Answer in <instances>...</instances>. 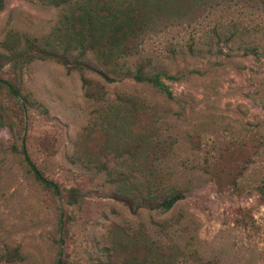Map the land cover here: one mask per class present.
<instances>
[{"label":"rangeland","instance_id":"374dc122","mask_svg":"<svg viewBox=\"0 0 264 264\" xmlns=\"http://www.w3.org/2000/svg\"><path fill=\"white\" fill-rule=\"evenodd\" d=\"M134 11L132 35H118L125 70L85 53L106 82L28 60L74 42L58 44L46 0H2L0 78L17 95L0 85V264L59 253L66 264H264V0H138ZM22 148L62 197L34 180ZM171 191L182 197L167 211L139 208Z\"/></svg>","mask_w":264,"mask_h":264},{"label":"trees","instance_id":"16d2710c","mask_svg":"<svg viewBox=\"0 0 264 264\" xmlns=\"http://www.w3.org/2000/svg\"><path fill=\"white\" fill-rule=\"evenodd\" d=\"M138 0H46V4L54 8H58L60 17L58 25L52 30L55 33V37L59 38V45L61 42H74L71 48H58V51L52 48L40 49L35 56L30 54V59H51L62 66L67 71L75 70L78 73L84 71L96 72L106 82H112V78L105 75L101 70H96L95 65L91 64L89 59H85V53L90 52L92 55H96L98 63L108 64L109 66L124 68L117 63L120 55H128L121 44L118 43V35L125 37L132 35L133 33V16L136 9ZM123 5L122 12L120 6ZM2 9V0H0V10ZM75 26H74V24ZM107 36V49H104L99 40ZM86 46H83L84 43ZM73 51V52H71ZM24 57V56H23ZM8 61H17L16 59ZM97 62L95 63L97 65ZM1 66V65H0ZM94 66V67H93ZM125 70V68H124ZM132 79L137 83H146L155 88L159 93L164 94L167 98H170L171 93L168 88L159 80L158 75L145 76L140 71L136 70L131 74ZM165 78L174 80V76L164 75ZM0 85L3 86L10 94L17 95L13 86L0 78ZM21 155L24 163L26 164L28 171L32 174L34 180L41 185L44 189L50 191L54 196L58 198L62 197L61 190L55 182L47 180L42 176L36 166L32 163L24 148L21 149ZM260 193L264 198V187L260 188ZM66 203L68 205L75 204L77 202V196L73 189H68ZM121 195L129 194V190L124 187L118 189ZM182 197L181 194L171 191V193L164 195L163 193L155 196H142L139 198V208L145 206V203L150 205L152 210L167 211ZM159 227H161L159 225ZM161 247V243H159ZM176 246L175 244H172ZM156 246V248L160 247ZM177 247V246H176ZM187 256L194 258L191 255ZM199 261H196V263ZM176 257L168 264H179ZM54 264H66L60 253L57 256ZM167 264V263H166Z\"/></svg>","mask_w":264,"mask_h":264}]
</instances>
